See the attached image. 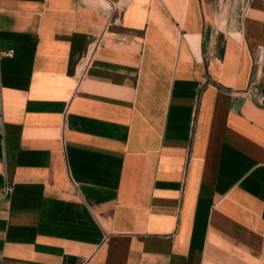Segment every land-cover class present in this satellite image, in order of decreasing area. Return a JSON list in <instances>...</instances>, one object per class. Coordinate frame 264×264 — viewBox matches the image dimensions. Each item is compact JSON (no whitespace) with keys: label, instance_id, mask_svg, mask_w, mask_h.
Instances as JSON below:
<instances>
[{"label":"crops","instance_id":"obj_1","mask_svg":"<svg viewBox=\"0 0 264 264\" xmlns=\"http://www.w3.org/2000/svg\"><path fill=\"white\" fill-rule=\"evenodd\" d=\"M0 264H264V1L0 0Z\"/></svg>","mask_w":264,"mask_h":264},{"label":"built area","instance_id":"obj_2","mask_svg":"<svg viewBox=\"0 0 264 264\" xmlns=\"http://www.w3.org/2000/svg\"><path fill=\"white\" fill-rule=\"evenodd\" d=\"M4 190H5V193H7V192H8V188H5Z\"/></svg>","mask_w":264,"mask_h":264},{"label":"rangeland","instance_id":"obj_3","mask_svg":"<svg viewBox=\"0 0 264 264\" xmlns=\"http://www.w3.org/2000/svg\"><path fill=\"white\" fill-rule=\"evenodd\" d=\"M264 1V0H263Z\"/></svg>","mask_w":264,"mask_h":264}]
</instances>
